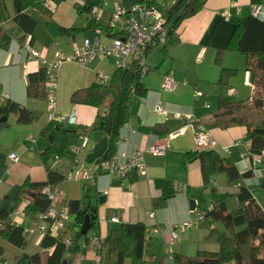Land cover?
Here are the masks:
<instances>
[{
	"label": "crops",
	"instance_id": "0c3cea01",
	"mask_svg": "<svg viewBox=\"0 0 264 264\" xmlns=\"http://www.w3.org/2000/svg\"><path fill=\"white\" fill-rule=\"evenodd\" d=\"M121 1L123 0H115ZM174 1H170L172 5ZM84 3L93 4L89 0H44L49 16H42L33 8L21 6L22 12L30 13L36 19L31 42L29 34L18 30L12 19L14 14H5L6 20L1 26L11 36L5 46L0 47V98L2 101L10 99L29 110L40 111L42 115L36 123L17 124L16 115L10 114L7 118L9 126L0 131V140L11 141L19 150V154H15L18 161L12 163L8 156L14 152L8 154L0 143V209L5 207L9 210L16 186L24 181L46 180L45 167L49 166L59 173L67 171L72 155L68 154L66 148L79 143L80 135L84 134L87 137L86 145L78 152V158L81 164L85 163L86 167L83 169L90 175L82 179L84 184L81 192L86 197L87 205L95 209V219L87 235L77 237L74 253L69 252L66 256L67 264H117V249L112 247L107 238L110 231L127 222H142L148 228L151 247L137 264H174L172 254L193 256L199 250L217 251L218 243L207 238L209 227H212L209 226V218L204 215L200 219L199 212L220 202L228 210L233 209L236 206L235 194L238 188L245 186L244 178L228 182L224 174H214L211 176L212 187L215 189L213 197L212 187L203 182L199 160L186 158V152L196 150V145L193 129L184 123L183 117L192 115L203 118L216 108L218 98L229 101L251 98L255 85L251 82V70L247 69L250 58L224 49L235 24L251 14L253 6L264 4V0H206L199 11L181 19L174 32L175 43L168 42L164 47L148 50L145 59L148 70L140 80L147 89L146 95L130 99L115 141V153L119 160H124L137 151L143 152L146 175L143 177L132 172L124 179L109 175L100 165L85 161L87 153L105 135L104 130L95 126L97 117L104 115L107 107L70 100L75 90L100 83V79L106 75L110 77L116 69L113 59L97 56L87 64L76 61L61 63L56 77L54 109L58 115H68L73 111V124L50 120L47 116V98H31L26 92L28 74L42 67L37 58H31L25 52L26 42L29 41L32 48L48 59H53L56 52L70 53L74 46L81 45L86 36L90 39L98 36L103 43L112 39L113 33L106 32L109 11L105 9L102 20L95 24L87 10L81 13L77 11L76 4L81 6ZM6 5L7 2L5 11ZM111 6L108 4V8ZM61 28L77 30L71 34L62 33ZM218 51H223L219 64L215 61ZM221 68L236 70V75L231 76L227 84L218 83ZM166 73H172L178 81L176 89L172 91L161 87ZM195 91L201 94L198 95ZM232 91L235 94L232 95ZM158 104L166 110V115L154 111ZM176 113L181 116L176 117ZM156 126L157 132L154 130ZM50 128L55 130V143L51 147L62 156L48 153L53 163L58 157L53 167L49 160L43 161V151L48 149V145L39 135L42 129L50 132ZM180 128V133L170 136ZM209 133L217 143L214 150L223 157L231 158L240 172L254 168L255 158L249 156V142L244 140V126L224 129L215 127L209 129ZM28 138L32 141H28ZM156 142L165 144L163 154L153 155L144 151ZM224 146L229 147L228 152L222 150L221 147ZM83 169L78 167V171H84ZM81 192L64 191L66 201L81 199ZM100 195H104L102 202H99ZM190 199L195 201L194 209L190 208ZM228 202H232L234 206L230 208ZM11 212L7 216L10 223ZM111 216L117 217L118 221H112ZM23 218L24 223H30L31 218ZM187 221H192V225L171 238L168 232ZM19 226L23 227L24 224ZM213 226L221 228L220 222H215ZM74 228L71 225V230H68L71 237L74 236ZM94 234L101 237L102 243L91 248L86 243ZM23 236L27 245L18 247L21 253L41 251L39 245L42 239H38V233L33 231L26 236L23 232ZM0 243L4 248L5 263H9L6 260L7 254L10 252L9 247L14 245L2 240ZM29 245L31 250L26 249ZM12 252L18 257L21 254L15 250ZM123 264H129V259L124 260Z\"/></svg>",
	"mask_w": 264,
	"mask_h": 264
},
{
	"label": "trees",
	"instance_id": "16d2710c",
	"mask_svg": "<svg viewBox=\"0 0 264 264\" xmlns=\"http://www.w3.org/2000/svg\"><path fill=\"white\" fill-rule=\"evenodd\" d=\"M14 6L12 17L19 31L29 34L30 42L33 40V31L36 19L30 13L22 12L21 0H11ZM138 2L140 0H128ZM176 1V0H175ZM178 6L164 8L158 4L166 16L167 24L170 28L169 42L175 43V31L181 19L188 17L199 11L206 0H179ZM5 2L0 0V47L10 39L11 33L5 31L1 24L6 20ZM91 5L84 3L77 5L78 12L87 10ZM33 10L38 11L42 16H49V12L44 5V0H33ZM75 28H61L62 33H73ZM224 51H231L244 54L248 61V68L252 73V81L255 85L250 99L229 101L221 98L217 99L216 108L203 118H198L196 125L201 124L206 129L227 128L231 126H244L246 130L244 140L249 142V156L254 158L260 156L264 151V20L249 14L241 18L226 43ZM147 52V51H146ZM216 55V63L221 62V53ZM136 60H132L130 65L125 68H116L109 77L108 82L93 83L89 87L75 90L70 97L71 102H81L92 106H106L107 111L97 117L96 126L104 129L110 122V129L106 136L108 144L107 151L102 156L104 160L115 152V141L118 136L119 125L124 120L128 102L133 96L144 97L147 89L142 86ZM218 83L227 84L231 76L236 75V70L221 68ZM46 73L44 67L28 74L26 92L31 98L46 99L45 89ZM10 114H15L17 124H32L39 119L40 111L29 110L16 102L0 98V129L8 125L7 118ZM157 126L154 128L157 132ZM159 131V130H158ZM41 135L49 141L54 137L53 132L42 129ZM48 149L43 154V161L49 157ZM187 159H198L200 162L201 175L204 184L212 187L211 176L214 174H224L228 182H234L241 178L250 177L253 169L240 172L231 158L221 156L214 149H196L186 152ZM264 162V160L262 159ZM47 169V179L40 182L24 181L23 184L16 186L14 197L10 199L11 206L0 209V241L4 240L16 247L22 248L25 245L23 227L10 223L7 219L8 213L14 210L23 199L29 202L24 208L26 217L33 218L37 213L44 211L49 201L41 194V189L47 184H55L62 177V173ZM264 177V171H261ZM264 179V178H263ZM264 187V180L261 184ZM212 196L215 197V189L211 188ZM85 198L73 199L68 201L70 213L75 216L74 221L70 222L76 227L82 223L84 215L90 212L92 207L87 205ZM236 206L228 210L223 202L212 206L205 212V217L209 218V230L207 238L216 241L219 245L217 251L199 250L193 256L172 254L174 264H264V206L261 208L256 202L252 192L247 186H240L235 194ZM220 222L221 228L214 225ZM93 227V223L90 229ZM142 222H127L120 225L116 230L110 231L108 240L113 248L117 249L115 262L123 264L124 260L129 259V264H137L142 260L151 247L148 238V228ZM89 229V230H90ZM88 232V230H87ZM87 233L84 235V237ZM76 237V232L72 239ZM41 251L33 254L21 253L14 261V264H67L68 248L62 241L48 235L44 236L40 242ZM74 248L77 243L73 244ZM52 248L51 252L48 251ZM110 251V249H109ZM109 253V252H108ZM4 248L0 243V264L5 263L3 258Z\"/></svg>",
	"mask_w": 264,
	"mask_h": 264
},
{
	"label": "built area",
	"instance_id": "2783aa9c",
	"mask_svg": "<svg viewBox=\"0 0 264 264\" xmlns=\"http://www.w3.org/2000/svg\"><path fill=\"white\" fill-rule=\"evenodd\" d=\"M109 11V18L106 23V32H112V39L103 43L100 37L95 36L93 39L87 36L82 40L81 45L74 46L72 51L67 54H61L56 52L55 58L48 59L40 51L35 50L30 45V42H26L25 52L31 58H37L45 69V91L47 93L48 103V118L62 123H75V113L72 111L68 115L56 114L54 109L55 104V91H56V77L59 67L64 61H76L80 64H87L97 56L105 58H111L114 61L115 68H125L130 65L132 60H136L138 64L137 73L139 76H143L147 72L146 66V51L153 47H164L169 42L170 28L167 24L166 16L158 4L152 2V0H140L138 2H129L123 0L121 2H115L111 8H108V1L103 0L100 5H91L87 9L88 16L94 21L95 24H99L102 20L104 11ZM251 14L260 20H264V4L256 5L251 8ZM134 56V58H132ZM108 78L102 77L100 83H107ZM178 81L174 78L172 73H166L163 77L161 87L162 89L172 91L176 89ZM200 95L199 91H195ZM231 94H235L232 91ZM156 112L166 115V110L158 104L155 106ZM176 117L181 115L176 113ZM185 124L190 126L194 132V141L196 149H212L216 146V141L209 135V130L203 125H196L194 122L198 121V118H194L192 115H184ZM131 129V128H130ZM182 131L180 128L178 131L172 133L170 136H174ZM80 142L75 145L68 146L67 152L72 155V160L68 166V170L62 173L60 181L55 184H47L42 187L41 194H43L49 201L47 208L37 213L33 218L29 219L30 223H24V208L28 204V199H23L20 204L11 212L9 219L13 224L22 225L23 232L27 234L35 231L38 233V239H43L48 235L62 241L63 245L70 247L73 245L72 237L68 235V230H71V213L68 206V202L65 199L64 191L61 188L63 183L69 182L72 178L86 179L90 173L85 171L83 167L85 163H80L78 158V152L86 145L87 137L84 134L80 135ZM28 141H32L28 138ZM224 152H228L229 147H221ZM165 144L156 142L150 145L146 150V153L153 155H161L164 153ZM10 162L14 163L18 161V157L15 153L9 154ZM255 159L262 161L264 159V151L260 156ZM58 161V157L56 158ZM55 161V162H56ZM54 162V163H55ZM99 165L105 172L117 178H127L132 172L139 176L146 175V167L144 164L143 152L137 151L134 154L126 157L124 160H119L118 155L114 152L104 160H101ZM78 167L84 171H78ZM262 170L253 168V174L250 177L244 178L245 186L251 183L258 182L260 175H263ZM80 173V176L78 174ZM211 207L206 209L210 210ZM199 212V218L201 219L205 212ZM18 215L21 216L18 218ZM152 216V213H150ZM112 221H118L117 217L111 216ZM192 225V221L183 222L174 226L169 231L171 238H175L177 234L184 231L188 226ZM161 232L160 230H155ZM165 233L166 231H162ZM102 243V239L99 235L94 234L89 238V247L95 248ZM52 248H49L50 251ZM9 264V263H5Z\"/></svg>",
	"mask_w": 264,
	"mask_h": 264
},
{
	"label": "rangeland",
	"instance_id": "374dc122",
	"mask_svg": "<svg viewBox=\"0 0 264 264\" xmlns=\"http://www.w3.org/2000/svg\"><path fill=\"white\" fill-rule=\"evenodd\" d=\"M32 1L33 0H21V6L23 7V8H32ZM90 2H92L93 4L92 5H100L101 4V2L103 1V0H89ZM108 1V4H109V6H111L114 2H115V0H107ZM171 0H154V2H156V3H158V4H163V7L164 8H169V6H171L172 5V3L170 2ZM6 2H7V5H6V11H5V14L7 13L8 14V12L10 13V12H12V14H14V6H13V2L11 1V0H6ZM175 2V1H174ZM21 7V8H22ZM6 14V15H7ZM38 21H41V19L40 18H38ZM153 48H157V47H153ZM153 48H150V49H153ZM149 49V50H150ZM148 52V51H147ZM147 52H146V57H147ZM132 58H134V56H132ZM148 69V68H147ZM146 74V73H145ZM144 76V75H143ZM143 76H139L140 77V80H141V78L143 77ZM105 77H107V78H109V75H106ZM101 80V79H100ZM41 115L42 114H40L39 116V119L41 118ZM194 118H196V117H194ZM39 119L36 121V122H38L39 121ZM8 122V124L10 123L9 122V120L7 121ZM36 122H34V123H36ZM5 128H7V127H5ZM5 128H2V129H0V131L1 130H3V129H5ZM50 132H55V130H54V128H50ZM39 135H40V137H42L43 139H45L46 140V142H47V145H48V152H49V154L50 155H56V156H60L61 158H62V156H61V154L60 153H58V152H56L55 151V149L53 148L52 149V145L55 143V138L53 137V139H52V141H49V140H47L46 138H45V136H43V135H41L40 133H39ZM58 141V140H57ZM56 141V143H58ZM0 143L2 144V146H1V148H3V149H5V151H7V153L9 154V152H14L15 154H19V150H18V148H17V146H15L11 141H8V140H0ZM212 149H214V148H212ZM45 150H47V149H44V151L43 152H45ZM225 154V153H224ZM49 155V156H50ZM40 156V155H39ZM38 156V157H39ZM41 157V156H40ZM47 160H49L48 162L51 164V166L53 167L54 165V163L51 161V158L49 157ZM62 173V172H61ZM78 174H79V176H80V173L78 172ZM264 177H263V175H260L259 176V178H258V182H255V183H251V184H248V188H249V190H251V192H252V194H253V196H254V198H255V200H256V202L258 203V205H260L261 206V208L264 206V187L261 185L262 184V182H263V179ZM83 184H84V182H82V179H80V180H77L75 177L74 178H72V180L71 181H69V182H66L65 184H63L62 185V189H64V191H66V193H67V190L70 192V191H79V192H81L82 191V187H83ZM76 193V192H75ZM83 192H81V199L82 198H84V194H82ZM72 198H74V197H72ZM228 206L231 208L232 206H234L233 204H232V202H228ZM235 207V206H234ZM229 210H232V208L231 209H229ZM4 241V240H3ZM72 242H73V240H72ZM27 245V244H26ZM25 245V246H26ZM31 245V244H30ZM27 246L26 247V249L27 250H31V246ZM24 246V247H25ZM13 247V248H12ZM12 247H9V250H10V252L7 254V261L10 263H12V264H14V261L17 259V257L18 256H15L14 255V253L12 252L13 250H15L16 252H20L21 253V250L20 249H18V247H16V246H12ZM71 247V246H70ZM23 248V247H22ZM39 249H40V247H39Z\"/></svg>",
	"mask_w": 264,
	"mask_h": 264
},
{
	"label": "water",
	"instance_id": "95a60500",
	"mask_svg": "<svg viewBox=\"0 0 264 264\" xmlns=\"http://www.w3.org/2000/svg\"><path fill=\"white\" fill-rule=\"evenodd\" d=\"M179 0H176L172 7L170 8L173 9V8H176V6H178L179 4ZM6 119V117H2L0 118V121H4ZM110 129V122H108L107 125H105L104 127V132L107 133ZM107 137L104 136L102 137L92 148L91 152L87 153V155L85 156V161L87 163H94L95 165H99L100 161H101V158L102 156L106 153L105 151H107V144H108V141L106 139ZM253 166L254 168L256 169H260L262 171H264V162L263 161H260V160H257V159H254L253 161ZM102 200H104V195H100L99 196V202H102ZM194 199H190L188 200L189 201V205H190V208L191 209H194L195 208V201H193ZM95 209L92 208L90 209V212L89 213H86L84 215L83 218V221H82V224L79 225V226H76L74 228V232H76V237H74V240H73V244L74 243H77V240H78V236L79 235H85L87 233V230L90 229L91 225H92V222L94 221L95 219ZM75 219V216L72 215L71 216V221H74ZM68 252L70 253H74V246L72 245L71 247L68 248Z\"/></svg>",
	"mask_w": 264,
	"mask_h": 264
}]
</instances>
